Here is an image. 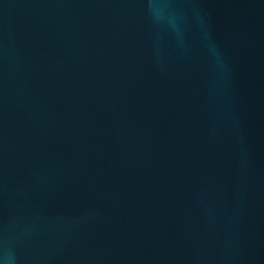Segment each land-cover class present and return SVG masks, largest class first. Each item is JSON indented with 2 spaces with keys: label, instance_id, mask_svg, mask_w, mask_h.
I'll list each match as a JSON object with an SVG mask.
<instances>
[{
  "label": "water",
  "instance_id": "obj_1",
  "mask_svg": "<svg viewBox=\"0 0 264 264\" xmlns=\"http://www.w3.org/2000/svg\"><path fill=\"white\" fill-rule=\"evenodd\" d=\"M0 264H264V0H0Z\"/></svg>",
  "mask_w": 264,
  "mask_h": 264
}]
</instances>
